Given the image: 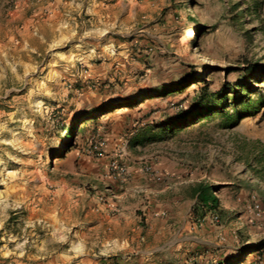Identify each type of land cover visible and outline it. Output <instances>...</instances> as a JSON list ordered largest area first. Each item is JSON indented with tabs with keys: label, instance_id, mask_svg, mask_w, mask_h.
Masks as SVG:
<instances>
[{
	"label": "rangeland",
	"instance_id": "obj_1",
	"mask_svg": "<svg viewBox=\"0 0 264 264\" xmlns=\"http://www.w3.org/2000/svg\"><path fill=\"white\" fill-rule=\"evenodd\" d=\"M198 86L264 92V0H0V264H264V107Z\"/></svg>",
	"mask_w": 264,
	"mask_h": 264
},
{
	"label": "trees",
	"instance_id": "obj_2",
	"mask_svg": "<svg viewBox=\"0 0 264 264\" xmlns=\"http://www.w3.org/2000/svg\"><path fill=\"white\" fill-rule=\"evenodd\" d=\"M257 3L260 5V1ZM250 71L251 69L248 68L246 75H249ZM183 84L184 82L174 83L168 86L167 91L169 93L176 92L182 88ZM198 89H200L201 92L198 96L197 104L204 106L205 112L208 113L207 115L212 113H219V115H223V118L227 123L236 122L244 116L255 114L262 107H264V92L259 93L256 100H251L250 98L242 99L244 97L243 91L241 89H234L233 94L230 97L231 104H233L232 112H223L221 107L227 101V99H225L226 95L222 96L216 93L212 94L208 88L204 86H198ZM245 91H248V88H246ZM82 129L84 130V127ZM64 131L70 137L74 135V130L71 126L65 127ZM215 187L216 186L210 187L208 184L202 182L197 184L195 187L196 208L203 211H209L219 207V200L212 192ZM201 215H203V213H201ZM256 245V243L251 244V246Z\"/></svg>",
	"mask_w": 264,
	"mask_h": 264
},
{
	"label": "crops",
	"instance_id": "obj_3",
	"mask_svg": "<svg viewBox=\"0 0 264 264\" xmlns=\"http://www.w3.org/2000/svg\"><path fill=\"white\" fill-rule=\"evenodd\" d=\"M143 191H146L144 192V196L146 197L147 200V205L144 206V209L145 211L143 212V214L146 216V219H148L150 221V224L153 225V224H156L157 222L159 221H162V219H160L159 217L157 216H154V213L155 212H160V211H171V206H169L168 204H165V205H161V204H157V203H154L157 202V198H155V194H148L147 191H150L152 193H158L160 192L161 190H163V185H158L157 187L156 186H152V185H149L147 183H138L137 184ZM175 197H173L174 199ZM172 199V200H173ZM151 202H153V204H151ZM128 211H125L124 209H121L119 214L117 216H126ZM169 214L171 215V213L169 212ZM150 233H154V235H158L160 233V231L156 230V229H153V230H148Z\"/></svg>",
	"mask_w": 264,
	"mask_h": 264
},
{
	"label": "built area",
	"instance_id": "obj_4",
	"mask_svg": "<svg viewBox=\"0 0 264 264\" xmlns=\"http://www.w3.org/2000/svg\"><path fill=\"white\" fill-rule=\"evenodd\" d=\"M101 145H102V142H97V143L94 145V147H95V149H99V146H101ZM109 169H110L113 173H117V174H124V173H126V171H127V169H126L124 166L119 165L118 162L115 161V160H113V161H111V162L109 163ZM145 170H146L147 172H150V173L153 175L154 178H156V179H158V180L161 179L160 175H159V174H156V173L154 172V169H153V167H152L151 164L145 166ZM212 218H213L214 220H216V219H217V214H213V215H212ZM198 221H199V220H196V221L191 225V228H195V224H197Z\"/></svg>",
	"mask_w": 264,
	"mask_h": 264
}]
</instances>
